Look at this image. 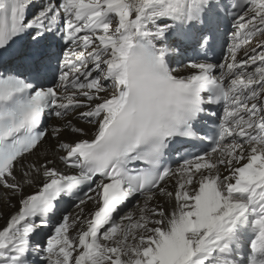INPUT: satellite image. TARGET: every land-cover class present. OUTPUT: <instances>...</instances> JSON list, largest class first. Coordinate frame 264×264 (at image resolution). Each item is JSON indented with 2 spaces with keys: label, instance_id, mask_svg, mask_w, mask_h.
Segmentation results:
<instances>
[{
  "label": "snow or ice",
  "instance_id": "6c2138e0",
  "mask_svg": "<svg viewBox=\"0 0 264 264\" xmlns=\"http://www.w3.org/2000/svg\"><path fill=\"white\" fill-rule=\"evenodd\" d=\"M0 216V264H264V0H0Z\"/></svg>",
  "mask_w": 264,
  "mask_h": 264
},
{
  "label": "bare ground",
  "instance_id": "6f19581e",
  "mask_svg": "<svg viewBox=\"0 0 264 264\" xmlns=\"http://www.w3.org/2000/svg\"><path fill=\"white\" fill-rule=\"evenodd\" d=\"M20 43L23 44V42H20ZM10 211H11V209H8V208L5 207L3 209V216H7ZM70 211H73V208ZM3 216H0V224H3L4 223Z\"/></svg>",
  "mask_w": 264,
  "mask_h": 264
}]
</instances>
